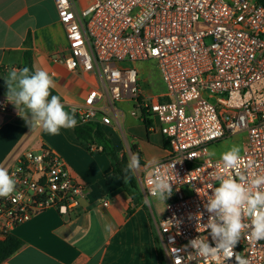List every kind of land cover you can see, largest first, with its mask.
Masks as SVG:
<instances>
[{"label":"built area","instance_id":"obj_1","mask_svg":"<svg viewBox=\"0 0 264 264\" xmlns=\"http://www.w3.org/2000/svg\"><path fill=\"white\" fill-rule=\"evenodd\" d=\"M54 2L69 42L68 56L56 61L92 77L83 103L71 108L79 121L111 125L119 117L118 105L132 101L131 115L151 130L157 123L168 142V154L159 161L168 165L161 171L173 193L156 225L168 263L236 264L234 257L202 258L185 246L198 236H208L215 246L204 230V204L218 186V175H237L209 155L212 145L245 133L238 173L249 178L264 174V2ZM150 60L157 62L165 86L154 96L144 94L140 72L131 65ZM8 105L0 96V110L7 111ZM7 169L17 185L13 196L0 198L1 241L39 212L55 208L67 214L85 197V186L47 146L26 151ZM148 172L141 181L144 196ZM198 213L203 214L201 224ZM234 252L248 264H264V240L253 241L247 232Z\"/></svg>","mask_w":264,"mask_h":264},{"label":"crops","instance_id":"obj_2","mask_svg":"<svg viewBox=\"0 0 264 264\" xmlns=\"http://www.w3.org/2000/svg\"><path fill=\"white\" fill-rule=\"evenodd\" d=\"M27 50L32 51L33 67L53 77L54 90L65 106L83 103L92 77L56 61L60 55L68 56L69 42L54 0H0V80L12 68H22ZM8 107L0 110V167L8 168L26 151L47 146L85 186V197L67 214L51 208L19 226L13 235L24 246L3 264H161L156 225L165 214L167 200L150 198L152 204L146 206L141 190L149 170L144 167L146 161L168 154L169 145L158 124L149 129L139 116L131 115L134 102L126 101L118 105V119L101 125L120 155L129 158L133 147L140 155L135 177L141 198L136 202L115 176L109 156L89 151L74 128L61 129L55 136L40 129L31 131L14 106L9 103ZM106 225L111 228L106 230Z\"/></svg>","mask_w":264,"mask_h":264},{"label":"clouds","instance_id":"obj_3","mask_svg":"<svg viewBox=\"0 0 264 264\" xmlns=\"http://www.w3.org/2000/svg\"><path fill=\"white\" fill-rule=\"evenodd\" d=\"M4 80L7 102L14 106L16 114L31 131L40 129L55 136L60 134L61 129L76 127L74 110L67 111L61 97L52 94L56 84L46 70L35 67L30 69L27 66L12 68ZM209 155L215 156L216 153L212 151ZM241 160V147L238 145H231L220 153L223 168L237 170V175H218V186L213 187L211 195L207 196L204 208L208 220L203 226L215 246L209 243L208 236L191 239L185 246V249L190 247L192 253L199 257L215 258L223 254L228 259L234 257L236 264H248L234 252L242 235L247 232L253 241L264 240V174H254L251 178L239 174ZM140 167L139 154L131 153L122 169L125 184L132 180ZM144 167L150 171L146 178L148 195L144 196L142 203L151 206L152 200L149 197L165 203L173 193L171 181L161 171L168 165L153 157L146 161ZM16 185L15 174L10 173L6 167H0V198L13 196ZM202 216V213L197 214L198 223ZM105 227L109 230L111 225Z\"/></svg>","mask_w":264,"mask_h":264},{"label":"trees","instance_id":"obj_4","mask_svg":"<svg viewBox=\"0 0 264 264\" xmlns=\"http://www.w3.org/2000/svg\"><path fill=\"white\" fill-rule=\"evenodd\" d=\"M264 2V0H261ZM31 41L29 37L28 42ZM29 67L33 69V54L31 50H27L24 52V63L23 67ZM6 84L5 80H0V95L6 96ZM53 95H58L57 92L53 89ZM59 96V95H58ZM62 103L63 99L61 98ZM65 109L69 112H72L71 108L65 106ZM75 118L77 119V125L74 128V132L77 135L78 139L85 144L89 151H92L95 148L98 152L106 153L111 159L114 166V174L122 184L124 190L130 194L136 202L141 198L140 189L138 186L137 179L135 175L132 180L128 183H124L122 169L126 165L128 161V157L126 155H120L115 149L112 140L105 134L102 126L99 123H86L83 124L79 121L78 116L75 114ZM147 125H149L147 123ZM133 153H138L135 147L132 148ZM139 154V153H138ZM140 156V155H139ZM24 246V242L20 240L18 237L11 235L6 240H0V264H3L10 257H12L17 251H19ZM160 261L161 264H165L164 254L160 252Z\"/></svg>","mask_w":264,"mask_h":264},{"label":"rangeland","instance_id":"obj_5","mask_svg":"<svg viewBox=\"0 0 264 264\" xmlns=\"http://www.w3.org/2000/svg\"><path fill=\"white\" fill-rule=\"evenodd\" d=\"M85 21H88V18H86ZM131 65L139 70L141 76L142 89L149 96L158 95L160 91L165 90V86L161 79L160 71L158 69L156 61L150 60L144 62H136L132 63ZM245 136V133H241L237 134L236 136L227 138L220 143H216L210 147V152L214 151L216 155L213 157L220 158V153L227 150L231 145L240 146L242 151ZM164 258L165 264H169L166 257Z\"/></svg>","mask_w":264,"mask_h":264}]
</instances>
